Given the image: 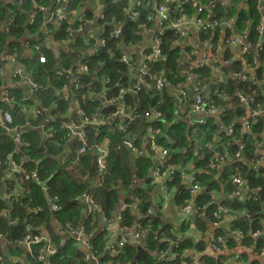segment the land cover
<instances>
[{
	"label": "trees",
	"instance_id": "trees-1",
	"mask_svg": "<svg viewBox=\"0 0 264 264\" xmlns=\"http://www.w3.org/2000/svg\"><path fill=\"white\" fill-rule=\"evenodd\" d=\"M7 1H0V27L7 22L11 25L8 33L0 32V54L5 51L11 53L13 48L16 49L17 62L22 65L23 74L40 85L34 100L45 113L42 120L27 121L30 129L28 127V133L22 136L21 152L29 159L27 166L37 170V179L23 180L14 185L10 183L9 186L3 180L5 169L3 166L0 167V211L9 212L6 220L0 218L1 232L11 233L8 229L9 220H16L22 225L23 228L16 230L22 233L28 225L44 226L51 232L50 223L53 219L60 225L71 223L74 229H76L74 226L80 225L84 228L83 239L88 247L72 237L65 243L53 242L56 247L54 263L89 264L85 256L93 255L99 258V264H133L137 244L130 242L122 249L110 252L111 239L101 223L103 218L109 220L110 217L118 215L119 204H127V209L119 221V228L123 230L126 228V231L130 228L136 230L137 224H140V231L144 233L142 245L146 250L136 264H181L180 256L184 252L198 250L190 241H181L174 237L163 240L161 234L166 228H161L160 223L152 218L148 219L151 221L150 224L143 218L139 219L137 224H133L135 219L133 210L142 211L151 206L149 198L156 188L150 185L151 162L142 157L129 158L127 150L119 148L122 140L126 137L132 138L133 134L118 130L116 117L108 119L113 110L105 108L104 96L100 99L89 96L91 91L102 94L104 89L102 79L106 78L109 79L108 87L113 88L107 100L117 98L120 90L128 87L132 89L129 73L136 69L134 65L136 54L132 48L139 46L146 37L143 33L144 27L145 30H154L150 41L151 43L159 41L161 58L158 61L145 62V73L151 83L150 86H143L134 94L126 92L124 98L129 111L134 112V122L130 126L133 133L136 130L138 134L152 127L157 132L155 144L157 142L159 147L169 148L171 150L169 159L171 158L178 167L177 175L172 182L163 181L164 184H159L158 188H166L165 190L173 188L174 203L177 206L182 205V210L183 205L192 200V210L197 211L196 215L204 214L213 224L219 225L225 216H229V221L223 222L224 226L217 225L214 236L226 238V232H241L244 238L247 233L251 234L261 229V223L264 222V160L261 161V157H264V32L259 35L257 29L264 22V11L259 5V1L264 3V0H195L196 5L192 0H170L169 17L158 26L153 0H141L139 6L131 5V0H100L104 16L101 21L104 44L98 46L95 41H91L89 46L82 45L84 36L79 32V19L82 14L88 20L96 16L94 11L87 8L84 0H68L66 5L69 14L61 19L52 16L57 9L55 0H30L22 6H18L12 0ZM38 7L44 10L39 11ZM199 7H202L201 12H198ZM210 14L218 21L219 26L199 31V36L202 40L210 39L213 57L202 67L200 63L191 66L189 64L194 63L196 55L192 48L182 42L187 32L184 29L185 38L178 39L170 23L181 19L188 22L196 20L207 22ZM32 17L33 22L30 23ZM46 20H50L46 25L48 36L44 35L43 23ZM114 32H119L118 39L113 38ZM70 33L75 35L72 52L68 45L60 46L70 39ZM235 37H244L242 40L244 44H250L249 55L240 57L233 48L225 45V40ZM46 39L54 46L43 50L45 63H40L34 51ZM26 42L29 44L31 54L24 51ZM150 47L151 45L145 54L151 52ZM218 47L220 51L216 53L215 49ZM90 50L96 55L90 57L92 55L89 53ZM127 53L131 54V60L125 64L121 61V55ZM233 53L238 58H235ZM83 55H85L83 61L88 62L91 74L83 77L81 89L76 95L65 92L68 94V99L65 100L62 94L63 76ZM219 56L221 61H216ZM223 61L228 63L224 64ZM185 62L189 64L186 65ZM218 74L221 75L216 76ZM238 76H242L243 79H239ZM159 78L164 80V86L162 91L157 92L152 84ZM197 81L205 86V103L214 106L216 115L206 117L204 125H197L194 136L183 118L174 122L172 126L169 124L174 121L176 106L171 90L176 88L198 90ZM18 94L22 96L24 92L20 91ZM240 96L251 98L253 103L246 107L242 106ZM185 102L188 104L189 101ZM73 103L80 112L91 115L98 111L105 119V125L99 129L101 134L93 132L89 134L90 140H95L96 137V141L106 139L109 142V157L106 158L102 171L96 166L92 155L94 151L82 155L78 164H74L72 158L64 159L69 132L64 129L61 120L70 116L74 109ZM152 107L162 113L161 120L147 122L144 113ZM245 110L261 112L250 120L251 129L248 132H243L239 123ZM25 122L26 114H14V123L24 125ZM41 126H44V132L48 135L47 140H43L37 129ZM229 127L233 128L234 135L226 138L222 144L220 139L224 138V131ZM1 133L0 129V161H5L6 156L15 149V145L9 136ZM169 138L171 141H168ZM195 138L198 156L193 159L189 153L195 149ZM237 140L241 149L235 144ZM205 143L212 145L211 153L204 148ZM78 147L79 145L75 144L71 154H74ZM236 153H239V160L234 159ZM216 154L228 155L229 159H225V163L228 164L222 165L215 161L214 168H210L209 161L215 160ZM189 165L202 192L195 197L189 193L182 195L183 188L187 186L182 184V179L188 172ZM236 167L240 168V177L248 184L244 201H239L235 196L239 190L231 181ZM2 182L5 188L1 187ZM42 185L49 187L47 192L42 190ZM83 193L93 197L100 213L95 212L89 216L82 214V204L77 197ZM219 193H222V196H219ZM173 194L167 192V196ZM12 200L13 205L10 206L9 202ZM52 204L58 206L56 212L51 211ZM36 207H40L42 211L35 213ZM220 208L226 212H222ZM191 219L192 217L184 212L181 218L182 231L188 228ZM160 236L161 243L158 241ZM54 238L56 241L57 237ZM175 240L176 246L173 242ZM227 240L226 249L234 244L232 238ZM106 250L109 251L108 254H105ZM168 253L175 255V258H167ZM230 263L231 259L223 256L206 264Z\"/></svg>",
	"mask_w": 264,
	"mask_h": 264
},
{
	"label": "built area",
	"instance_id": "built-area-1",
	"mask_svg": "<svg viewBox=\"0 0 264 264\" xmlns=\"http://www.w3.org/2000/svg\"><path fill=\"white\" fill-rule=\"evenodd\" d=\"M1 1V0H0ZM8 2L7 0H5ZM14 3H16L18 6H22L25 2H28L30 0H12ZM57 4L56 11L52 14L57 19L64 18L69 14L67 10L66 2L68 0H55ZM141 0H136L134 6H139ZM194 4L196 5L195 0ZM170 3V0H153V6L154 9L158 15L159 18V24L161 25L163 22H165L168 17L170 11L168 10V4ZM84 4L87 6V8H90L92 11H94V15H96L94 18L88 20L84 14L81 15L79 22V32H82L80 35L84 36L82 45L89 46L91 41H95L98 45L104 44V38H103V25L101 21L104 19V16L102 15V8L98 4L97 0H84ZM259 5L263 8L264 11V3L259 1ZM211 7H213L211 5ZM39 11H43L44 9L42 7H38ZM202 11V7L198 8V12ZM33 22V17L30 19V23ZM50 22V20H46L43 23L44 27V35L48 36V32L46 29V25ZM196 26H199V31H206L208 29H212L216 26H219V23L216 19H213V16L210 14L209 19L207 22H202L201 20H196L195 22ZM189 24L188 21H185L184 19L181 20H175L170 23V27L174 29L175 36L178 39H184L186 36V33L184 31L185 26ZM224 24V23H223ZM11 23L7 22L4 25L0 27L1 33H8L10 30ZM225 25V24H224ZM89 26H94L97 30V34L88 33L90 30ZM144 27V25H142ZM224 27V26H222ZM85 31V32H84ZM258 34L262 35L264 32V22H262L258 29ZM70 39L65 44H60V46H66L68 45V48L71 49L70 52L73 51L74 48V37L72 33L69 34ZM113 38L118 39L119 38V32L113 33ZM244 37H235L231 38L230 40H225V45L227 47L233 48L238 54H240V57L247 56L250 54V44H244L243 40ZM70 44H72V47H70ZM151 52L149 54H145L146 49L148 48H141L136 51V55L140 57L142 60H149V61H158L161 58V49L160 44L158 40H155V42L150 41ZM149 45V46H150ZM54 45L46 39L42 44L39 45V47H36L34 54L37 56L38 61L40 63H45V56L43 54L44 49L52 48ZM24 51H28L29 54L32 52L30 51V47L28 42L24 44ZM92 56H95L96 54L93 53L92 50L89 51ZM210 55L209 53H202L200 56V59L197 63H200L199 65L202 67L205 64H208L211 59H209ZM85 59V55L82 56V58L79 60V62L69 71H67L63 78L64 83L62 86V94H64V99H68V94L65 92H72L74 95L78 93V91L81 89V81L83 77L89 76L91 74L90 67L88 66V62L83 61ZM131 58L127 55H121V61L125 64H128L130 62ZM0 103L2 107H0V129L2 130L1 135H7L10 138H13L14 143L18 147V149H14L9 155L6 156L5 161H0V167L3 166L5 171L4 173L10 174L12 177H15L17 175L24 178V180L30 181V180H36L38 177L37 170L31 169L26 170L24 169V163L26 162L27 158L26 155L21 152V145H22V136L27 132L26 130L23 131V127L28 126L27 120H39L44 118L45 111L42 109V107L35 103L34 97L35 94L38 92V88L40 85L35 83L30 77L23 74L22 65L17 62V53L16 49L13 48L11 53H7L6 51L2 54H0ZM225 64L228 63V61L224 62ZM131 83H132V89L128 87L125 90H120L117 98L112 100H107L108 95L112 92L113 88L108 87L109 79H102V83L104 86V89L102 91V94L94 93L93 91L89 92V96L95 98L98 97V99L102 98L104 96V102L109 101L107 103L112 104L114 100L120 103L119 113H112L113 117L120 116L121 118H125L127 122V127H125V132H130L132 128L130 127L134 122V112L129 111V108L127 107V103L125 101V93H130L132 91L135 93L136 91H139L143 86L148 87L150 86V82L147 79V75L144 70L142 69H133L129 73ZM239 79H243L242 76H238ZM164 80L162 79H156L152 86L153 89L157 92L162 91V88L164 86ZM207 85V83H206ZM196 86H199L198 90H194V96H193V104H192V112L196 114L197 119L196 121L191 122V133L196 136V126L197 125H204L205 118L208 116H211L214 114L215 108L212 105H207L205 103V94H206V88L205 86L201 85L199 81L196 82ZM20 91L24 92V95L20 96L18 93ZM24 96V97H23ZM188 99V90H181L179 91V94L174 98L176 105L181 104L183 102V105L185 101ZM240 102L242 103V106L246 107L250 103H253V100L251 98H248L246 96H240ZM32 103V105H30ZM74 104V103H73ZM15 113H21L26 114V122L27 124H18L14 123V114ZM261 113V112H260ZM256 110L249 111L245 110L244 115L242 116L241 120H239L240 125H242V131L248 132L251 129V123L250 120L252 117H255L259 115ZM71 116V119H70ZM69 117L67 118V123H63V127L65 130L69 132V135L71 134V137L73 139V142L75 144H78V149L74 152V158L73 161L75 163L80 162V157L82 155H86L89 151H94L96 155V163L98 165V168L100 171L104 170L105 164H106V154H107V147L109 146L108 141L106 139L101 141H96V139H89L90 132H97L102 126L105 125V119L103 115L96 111L92 113L91 115H86L74 107L73 111L71 112ZM144 117L147 120V122H153L157 120H161L163 118V115L160 111H158L155 107L150 108L144 113ZM32 118V119H31ZM63 122V121H62ZM41 133L44 134V126L40 127L39 130ZM146 131H149L151 134H155L156 131L152 127L146 128ZM223 133V132H222ZM221 134V133H219ZM234 135L233 128H227L224 131V138L220 139V143H225L226 138H231ZM222 143V144H223ZM126 150L130 151L132 154H134L137 157H143L144 153L137 148L135 145V142L131 140L130 138L127 139L124 138L122 140V143H120ZM172 144V143H171ZM235 144L239 145V141H235ZM204 148L211 153L212 145L210 143H205ZM170 150L167 148L166 150H163L161 152V155L163 158H166L169 156ZM189 155L192 156L193 159H195L198 156V151L196 149H193ZM71 157V156H70ZM225 159H229L228 155H222V154H216L215 160L209 161V167L214 168L215 161H217L219 164H228L225 163ZM235 160H239V153H236L234 155ZM264 160V157H261V161ZM253 160H251L252 162ZM166 168L164 169H158L156 172L157 178L163 179V181L166 183L172 182L173 178L177 175L178 167L172 166V165H166L164 166ZM189 167H191L189 165ZM189 183L186 184L183 188V192L189 193L192 197H195L196 195L202 193L201 188L199 187L198 183L196 182L194 178V172L190 173ZM241 171L239 167H236L234 169V172L231 176V181L234 187L239 190V192L235 193V196L238 197L239 201H244L246 199L245 193L248 192V184L246 181H244L241 177ZM44 192H47L48 188H42ZM11 192V191H10ZM242 192V193H241ZM23 193V192H22ZM21 193V194H22ZM180 193V191H178ZM207 194V193H206ZM208 195V194H207ZM210 195V194H209ZM56 199V197L54 198ZM79 201L82 204V214L85 216H89L95 212H100V209L98 205L96 204L93 197L89 194L83 193L81 196H79ZM9 205H13V200L9 202ZM127 206L124 207L126 209ZM183 210L186 214L189 215V217L194 218L197 211L192 210V203L187 202L183 205ZM58 210V206L56 204L51 205V211L56 212ZM222 212H226L225 209L220 208ZM42 210L40 207H36L35 213H40ZM147 216L151 214V211L147 210L146 212ZM215 216H218L217 213H214ZM9 216V212H6L5 210L0 211V218L3 220H6ZM151 218L148 216H144V219L147 220V223L150 224L151 221L148 219ZM153 220V219H152ZM53 221L56 223V227L53 228L54 231L60 235V236H74L77 235L76 240L82 242V239L84 236V228L79 227L78 230H73V227L71 223H65L64 225H60L55 219ZM17 224L16 220H9L8 221V229L11 230V233H5L0 231V242H2L4 245L3 253L0 256V264H18L19 259L14 258L13 256L9 255L11 251L9 249H12L15 251L16 249H24L26 250V259L24 264H47L50 262L52 258L56 256V247L53 242L44 234L39 233L38 229L32 225H28L27 228L25 227V232H16L15 225ZM218 225V223H216ZM216 225V226H217ZM162 228V227H161ZM103 229L108 233V236H110V229L109 224H106L103 226ZM146 232V231H145ZM264 232V222H263V230H257L254 232V237H260L262 233ZM163 237V240H167L170 237H175L171 232L165 231L163 234H161ZM124 238L117 240V241H111L109 245L110 252H116L119 249H122L124 246H126L130 242H134L138 244L139 242L143 241L144 233L140 231V224H137L136 230L132 234H124ZM237 236L239 238H243V235L241 232H237ZM110 239V237H109ZM177 239V238H176ZM179 240V239H177ZM177 240L173 241L174 245L176 246ZM158 241L161 243V236L158 238ZM209 243V249L212 252H220L222 251L221 248L227 246L228 240L226 238H223L222 236H212L208 238ZM61 244V243H60ZM84 245V244H83ZM86 247H88L87 243H85ZM251 250V249H250ZM190 251V250H189ZM189 251L184 252L180 256L181 264H189L191 261V256L188 253ZM260 255H263L262 252H260ZM89 257V256H88ZM172 257L175 258V255H172V253L167 254V258ZM91 258V256H90Z\"/></svg>",
	"mask_w": 264,
	"mask_h": 264
},
{
	"label": "crops",
	"instance_id": "crops-1",
	"mask_svg": "<svg viewBox=\"0 0 264 264\" xmlns=\"http://www.w3.org/2000/svg\"><path fill=\"white\" fill-rule=\"evenodd\" d=\"M97 1H98V4L102 7V2L100 0H97ZM135 2H136V0H131V5H135ZM156 15H157V13H156ZM156 25L157 26L159 25L158 15L156 16ZM89 28H90V30L88 31V33H92V34L98 33V30L94 26H89ZM199 28L200 27L196 26L195 23L192 21H189V24L187 26H185L187 36L182 42L184 44H186V46H189L190 48H192V51L196 55V59H194V63L189 64V63L185 62L186 65L189 64V65L193 66L194 64H196L199 61L202 53H207V54L209 53V55H210L209 59H212V57H213L212 54L214 52L211 50L212 49L211 43H210L211 41H210V39H206V40L203 39L202 40L200 38ZM145 29L146 28L144 27L143 33L146 35V37L143 39V41L140 43L139 46L132 48L134 50L133 53H135V54H136V51H138V49L147 48L150 45L151 35L154 32V30H145ZM183 43H181V44H183ZM219 51H220V47L215 49L216 53H219ZM126 55L131 56L130 53H127ZM233 56L235 58H238V56L234 53H233ZM220 58H221V56H219L215 60L221 61ZM145 62H147V61L142 60L140 57H138L136 55V59L134 60V65L136 68L146 71V65H145L146 63ZM224 62L225 61H223V63ZM219 75H221V74H218L216 76H219ZM181 90H182V88H176L174 90H171V93L173 96L171 94L170 95L175 98L179 94V91H181ZM193 92L194 91H191V90L188 91V99L186 98L189 101L188 104H185L186 103L185 102L183 105V102H181V104L175 106V114H174L175 118H174V121L169 124V126H172L174 122L183 118L184 121L187 122L188 128H190L191 122L196 121L197 116L195 113L192 112V104H193L192 99L194 96ZM130 94H134V93L132 91H130ZM107 102H109V101L104 102V106L106 109L113 110V114L119 113V111H120V108H119L120 103L119 102H117L116 100H114L112 104H109ZM74 106H75V103H74L73 107ZM110 117H113V115L109 116L108 119ZM47 118H48V116H47ZM116 118H117V120H116L117 129L121 130V131H126L125 127H127V122H126L125 118L124 117L121 118L120 116H116ZM63 119H66V118H63ZM70 119H71V116H70ZM27 121H29V120H27ZM30 121H33V120H30ZM28 127L30 129L29 125L28 126L24 125L23 131L24 130L27 131ZM37 129L40 130V127ZM26 133H28V132H26ZM26 133L24 135H26ZM93 133H95V132H93ZM96 133L101 134L100 130H97ZM128 133L133 134L132 138H130V139L133 140L135 142V145L137 146V148H139V150H141L144 153V156L142 158H146L151 162L152 166L150 168L151 169V176L150 177L152 178V180L150 179V185H153L154 187H156L154 189V192L152 193V195L149 198V202L151 204L150 208H147L146 210H142V211L138 210V209L133 210L132 213L134 214V218H135L133 224H137L138 220L141 218L144 219V216H146L147 218L149 216L153 220H156L157 223H160L161 227H165L166 228L165 231L171 232L175 236L174 238L180 239L181 241H190L194 246L197 247L198 250L191 249L188 252L191 256V261L189 264H206V263L217 261L223 256H227L231 259L230 264H264V232L262 233V235L259 238L254 237V233H251V234L247 233L244 238H239L237 236V232H234V233L226 232L225 237L227 239L232 238L234 241V244L227 247V249L226 248L222 249V251H220V252H212L209 249V243L210 242L208 241V238L215 235L216 228L220 224H222V226H224L223 222L229 221V216H225L224 220H222L218 226H216L217 224H213L209 220H207V218L204 214H202L198 217L194 216V218L191 219V222L188 225V228H186L184 231H182L181 218L184 216V211L181 209L182 205H180V206L175 205L174 200H173L174 196H175V191L173 188H171L170 190H165L166 188H158V185L164 184V182H163V179L157 178V175H156L157 170L166 168V167H164L166 165H172V166H176V167H177V165H175L172 162L171 158L169 159V156L166 158L162 157L161 152L163 150H166L167 148L159 147L157 145V142L155 144L154 138H155V134H157V132L155 134H151V133H149V131H146V129H144V130H142V132H138V134H137L136 130H135V133H133V128H132V130ZM41 135H42L43 140L48 139V135L45 132H44V134L41 133ZM95 139H96V137H95ZM11 140H12L13 144L15 145V148L18 149V147L16 146V144L13 141V138H11ZM168 141H171L170 138ZM74 145H75V142H73V139H72L71 134H70L68 137V141L66 143V151H64V159L65 160L70 159V158H72V160H73L75 154H71L72 153L71 149H73ZM196 146H197V142H196V138H195L194 139V148L195 149H196ZM119 148H124V147L120 144ZM259 149H260V146H259ZM127 152L129 153V156H130L129 158H133V159L140 158V157L135 156L134 154H132L128 150H127ZM260 154L263 155V152L260 151ZM92 155L94 157V161L96 162L95 153H93ZM106 157H109V146L107 147ZM28 163H29V159L27 158V160L23 166L24 169H26V170L32 169L31 166H27ZM73 163L75 164L74 161H73ZM96 166L98 167L97 163H96ZM191 170H192V167H189L188 172L183 175V179H182L183 185H186L189 183ZM217 177H219V175ZM3 180L6 181L8 183V185L10 186V183H13V185H14L17 182L23 181L24 178L19 176V175L12 177L10 174L5 173ZM1 187L5 188V184L3 182L1 183ZM44 187L49 188L48 186L42 185V188H44ZM167 192L174 193V194L172 196H167ZM186 194L187 193L182 192V195H186ZM219 196H222V193H219ZM78 198H79V196L77 197V199ZM189 202H192V200H190ZM125 206H127V204H119L118 205V209H119L118 215H116L114 217H110L109 220H106V218H103L101 221L102 226L109 224V229H110V236L109 237H110L111 241H117V240L123 239L125 237L124 234H128V232H129V234H132L135 231L132 228H130L128 231H126V228L124 230L119 228V221L121 220L122 213L127 209V208L124 209ZM147 210L151 211V214L148 216L146 214ZM100 212H97V213H100ZM34 227H36L38 229L39 233L46 235L51 240V242H54L55 244L65 243L69 237H72V239H74V240H76V238H77V235H74V236H60V235H58L53 229L56 227V223L54 221H52L50 223L51 232H49V230H47L44 226L39 227V225H36ZM74 227L76 229H79L80 225H77ZM15 228L19 229V228H23V226L18 224V222H17V224L15 225ZM260 228H261L260 230L262 231L263 230V222L261 223ZM76 229L73 228L74 231ZM225 231L226 230H224V232ZM54 237H57L56 241L54 240L55 239ZM243 239H245V240H243ZM82 242L85 245L84 239H82ZM3 245L4 244L2 242H0V256L3 253V248H4ZM138 246H140L143 249V252L146 250L145 247L143 248L142 242H139L137 244V250H138ZM9 250L11 251V253L9 255L13 256L14 258L19 259L18 264H24L25 263L26 250H24V249H16L15 251H13L12 249H9ZM260 252H262L263 255H260ZM108 253H109V251L106 250L105 254H108ZM54 258H56V256ZM54 258H52L50 260V262H48L47 264H56V263H54ZM85 259L89 262V264H99V258L95 257L93 255L91 258L88 257V255H86ZM133 264H134V259H133Z\"/></svg>",
	"mask_w": 264,
	"mask_h": 264
},
{
	"label": "water",
	"instance_id": "water-1",
	"mask_svg": "<svg viewBox=\"0 0 264 264\" xmlns=\"http://www.w3.org/2000/svg\"><path fill=\"white\" fill-rule=\"evenodd\" d=\"M70 47H72V44H70ZM67 120L68 119L66 118V119H63L61 121H63V123H67ZM142 252H143V249L140 246H138L137 254H136L135 258H134V264H136V262H137V260L140 257Z\"/></svg>",
	"mask_w": 264,
	"mask_h": 264
},
{
	"label": "rangeland",
	"instance_id": "rangeland-1",
	"mask_svg": "<svg viewBox=\"0 0 264 264\" xmlns=\"http://www.w3.org/2000/svg\"><path fill=\"white\" fill-rule=\"evenodd\" d=\"M195 217H198L197 215H195Z\"/></svg>",
	"mask_w": 264,
	"mask_h": 264
}]
</instances>
